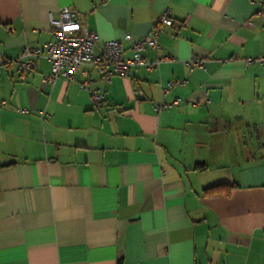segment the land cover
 Masks as SVG:
<instances>
[{"label": "crops", "instance_id": "1", "mask_svg": "<svg viewBox=\"0 0 264 264\" xmlns=\"http://www.w3.org/2000/svg\"><path fill=\"white\" fill-rule=\"evenodd\" d=\"M62 7L97 32V54L116 39L126 58L129 39L147 35L167 9L173 24L143 54L173 59L110 81L84 64L49 84L42 58L21 78L11 61L50 39L49 16ZM256 7L0 0V264H264V61L256 60L264 17ZM191 57L204 69H190ZM86 76L103 92L99 107L79 87ZM181 79L156 111L161 87Z\"/></svg>", "mask_w": 264, "mask_h": 264}, {"label": "built area", "instance_id": "2", "mask_svg": "<svg viewBox=\"0 0 264 264\" xmlns=\"http://www.w3.org/2000/svg\"><path fill=\"white\" fill-rule=\"evenodd\" d=\"M250 2L257 5L255 14L258 17H264V0H250ZM49 23L50 39L40 45L23 46L19 56L11 61L16 64L21 78H25L27 74L32 72L37 62L42 58L49 64V72L42 75V80L49 84H53L60 77L71 80L77 69L84 64L95 66L103 78L110 81L115 75L129 76L132 66H140L151 71L156 69L160 63L173 59L171 56L163 55L149 61L143 54L147 47L156 49L160 30L164 26L173 24L167 9L160 13L147 35L138 39L132 37L129 39V58L124 57L121 44L116 39L105 41L103 50L97 54L95 52L96 42L99 39L97 32L90 30L86 23L79 19L78 14L69 7L60 8L57 16L50 15ZM256 60L261 63L264 61V57H258ZM253 61L254 59L247 58L245 64H250ZM203 62L200 57H191L189 68L204 69ZM185 82V79L168 81L162 86V100L155 106V110L159 111L168 105L164 100V96L173 85H182ZM91 83V77L86 76L79 83V87L90 95L94 106L99 107L102 104L104 95L99 87H93ZM138 92L139 90L134 87L133 93L137 94ZM177 103L178 101L174 100L172 104ZM16 111L24 113L27 112V109H16ZM44 115L48 116L46 113Z\"/></svg>", "mask_w": 264, "mask_h": 264}, {"label": "trees", "instance_id": "3", "mask_svg": "<svg viewBox=\"0 0 264 264\" xmlns=\"http://www.w3.org/2000/svg\"><path fill=\"white\" fill-rule=\"evenodd\" d=\"M201 168H204V166ZM222 186H225V184H221V183L215 184V185L208 186V187L204 188L203 191H204V193L215 194V193H218L219 188H221Z\"/></svg>", "mask_w": 264, "mask_h": 264}, {"label": "rangeland", "instance_id": "4", "mask_svg": "<svg viewBox=\"0 0 264 264\" xmlns=\"http://www.w3.org/2000/svg\"><path fill=\"white\" fill-rule=\"evenodd\" d=\"M255 146V145H254ZM260 149H261V146L259 147ZM259 148H257V149H259Z\"/></svg>", "mask_w": 264, "mask_h": 264}]
</instances>
